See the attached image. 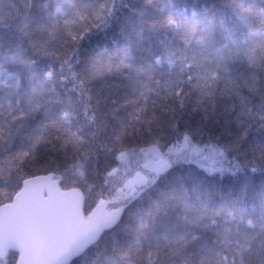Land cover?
Segmentation results:
<instances>
[{"label":"snow or ice","instance_id":"6c2138e0","mask_svg":"<svg viewBox=\"0 0 264 264\" xmlns=\"http://www.w3.org/2000/svg\"><path fill=\"white\" fill-rule=\"evenodd\" d=\"M100 19L93 0H0V176L38 167L49 145L65 156L80 154L89 141L81 135L84 125L71 127L69 108L79 105L87 123L98 128L92 101L101 102L103 89L94 96L90 84L125 69L134 95L121 107L132 105V110L126 118L117 117L113 129L115 158L122 164L136 154L126 139L142 129L151 134L159 120L155 112L146 114L151 94L159 97L161 90L165 100L180 98L181 107L186 84L202 107L213 110L217 97H235L226 110L231 113L239 105L238 123L246 120L250 128L260 121L264 128V0H213L200 19L193 12L191 19L169 14L151 22L153 31L171 36L139 64L130 62L131 43L107 61L82 57L83 41ZM137 36L143 40L142 33ZM69 81L71 87H65ZM155 150V143L140 149L145 155ZM83 154L87 159L88 150ZM260 156L264 160V145ZM172 208L175 215L162 231L141 218L136 234L118 249L117 264H264V209L253 219L247 209L212 207L187 197Z\"/></svg>","mask_w":264,"mask_h":264},{"label":"trees","instance_id":"16d2710c","mask_svg":"<svg viewBox=\"0 0 264 264\" xmlns=\"http://www.w3.org/2000/svg\"><path fill=\"white\" fill-rule=\"evenodd\" d=\"M93 2L101 13V19L95 21L99 27L83 41L82 57L107 61L117 49L131 43L130 62L139 64L149 57L150 52L158 53L161 42L167 43V38L171 36L170 32L166 34L163 30L153 31L151 22L169 14L177 20L191 19L193 12L200 19L213 0H153L151 4L147 0ZM5 9L12 10L7 3ZM138 33H142V41ZM83 67L82 62L77 70ZM126 73L127 69L123 74L113 72L104 80L90 84L94 96L97 90L103 89L101 102L96 104L95 100L92 101L98 128L87 123L79 105L69 108L72 112L71 127L75 130L84 125L81 135L89 141L83 145L80 154L65 156L51 150L49 145L48 151L42 150L38 167L25 168L21 175L0 176V206L13 200L27 178L54 174L62 189L77 188L82 191L85 213L101 199L121 209L118 223L104 230L93 245L69 264H117L118 249L136 234L141 218L148 220L152 229L164 230L175 215L172 205L177 204L181 197L199 198L212 207L247 209L253 219L264 209V160L260 156L264 128L260 126V121L250 128L246 120L243 124L238 123L235 117L239 105L231 113L226 110V105L231 104L235 97L231 100L217 97L213 110L208 105L202 107L198 103V94L190 91L187 84L184 86L187 95L182 94L183 107L180 106V98L172 96L163 99V90L159 97L151 94L146 115L150 117L155 112L159 120L153 124L151 134L142 129L139 134L133 132L126 139V143L136 146V154L129 157L127 164L116 159L113 129L119 125L117 117L126 118L132 110V105H121L134 95L125 79ZM65 87H71V81ZM58 89L63 96L64 89L59 85ZM71 95L75 97V93ZM105 95L106 99L103 98ZM64 107L67 105L57 106V111ZM27 131L22 130V134ZM92 131H96L94 138L89 136ZM185 134L189 137L187 142ZM153 143L155 151H149L147 155L140 151L141 147L148 148ZM199 146L222 148L224 154L215 164L217 169L207 168L206 164L192 159L193 151ZM110 148L113 150L109 151ZM84 149L88 150L87 159ZM160 157L171 163V168L165 173H158L155 169V160ZM112 168L117 170L111 171ZM140 170L148 175L145 186H137L132 180ZM17 257V252H10L2 264H16Z\"/></svg>","mask_w":264,"mask_h":264},{"label":"water","instance_id":"95a60500","mask_svg":"<svg viewBox=\"0 0 264 264\" xmlns=\"http://www.w3.org/2000/svg\"><path fill=\"white\" fill-rule=\"evenodd\" d=\"M169 167L164 158L156 162L159 173ZM133 178L139 186L147 184L142 171ZM81 192L63 190L54 174L24 180L13 200L0 206V259L10 251L19 253L17 264H69L80 256L121 217L120 209L100 201L86 218Z\"/></svg>","mask_w":264,"mask_h":264},{"label":"rangeland","instance_id":"374dc122","mask_svg":"<svg viewBox=\"0 0 264 264\" xmlns=\"http://www.w3.org/2000/svg\"><path fill=\"white\" fill-rule=\"evenodd\" d=\"M191 149V148H190ZM224 154L222 148L212 146H199L193 151L192 159L196 162H202L207 168L217 169L216 162L220 160ZM157 160V159H156ZM155 160V162H156Z\"/></svg>","mask_w":264,"mask_h":264},{"label":"flooded vegetation","instance_id":"af4514ba","mask_svg":"<svg viewBox=\"0 0 264 264\" xmlns=\"http://www.w3.org/2000/svg\"><path fill=\"white\" fill-rule=\"evenodd\" d=\"M109 206V205H108ZM109 208V207H108ZM90 212V211H89ZM86 214H88V212H86ZM4 260H0V264H2V262H3Z\"/></svg>","mask_w":264,"mask_h":264}]
</instances>
